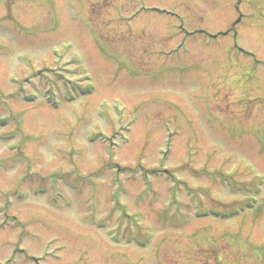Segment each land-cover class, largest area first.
Segmentation results:
<instances>
[{"label":"rangeland","instance_id":"374dc122","mask_svg":"<svg viewBox=\"0 0 264 264\" xmlns=\"http://www.w3.org/2000/svg\"><path fill=\"white\" fill-rule=\"evenodd\" d=\"M0 264H264V0H0Z\"/></svg>","mask_w":264,"mask_h":264},{"label":"bare ground","instance_id":"6f19581e","mask_svg":"<svg viewBox=\"0 0 264 264\" xmlns=\"http://www.w3.org/2000/svg\"><path fill=\"white\" fill-rule=\"evenodd\" d=\"M86 5V4H85Z\"/></svg>","mask_w":264,"mask_h":264}]
</instances>
